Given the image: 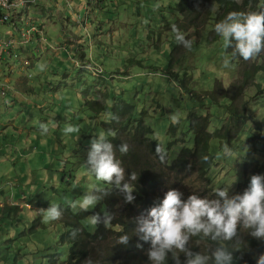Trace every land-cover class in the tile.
<instances>
[{"label":"rangeland","instance_id":"374dc122","mask_svg":"<svg viewBox=\"0 0 264 264\" xmlns=\"http://www.w3.org/2000/svg\"><path fill=\"white\" fill-rule=\"evenodd\" d=\"M179 1L47 0L37 8L31 7L21 21L16 15L10 23L0 24L1 34L14 31L17 37L22 29L37 27L53 46L49 48L45 41L36 44L35 49L25 45L13 49L12 57L4 53L0 61V86L5 89V95L0 94V187L5 184L0 189L5 192L2 196L0 192V203H12L13 198L20 199L26 193L22 198L30 204L26 207L24 201H17L21 209L13 215V225L7 220L9 224L0 232V264L45 262L44 257L59 248V236L65 227L63 217L42 222L46 227L31 236L33 221L38 217L43 221L39 209H47L50 203L69 206L70 201L81 198L94 186L104 187V182L97 181L85 167L90 140L105 132L100 123L109 120L108 113L97 116L86 103V97L96 101L98 92L102 96V85L110 92L123 91L125 98L151 113L149 122L164 148L173 139L168 131L175 121L173 116L181 118L180 130L184 132L186 115L192 110L199 114L209 111L217 117L212 126L220 123L221 111L208 100H193L180 87V79L187 71V79H192L189 87L197 93L212 90L215 81L226 88L235 78L237 66L227 54L222 37L215 43L208 41L211 26L201 34L193 29L180 31L191 41L190 49L177 43L171 28L180 17L176 11ZM64 45L70 48L71 55L80 49L75 61L63 56V51L67 52ZM261 53L264 55V51ZM226 55L230 59L227 68L223 66ZM41 64L45 65L43 71ZM252 105L255 106L250 104L248 112L258 119L264 117V102L261 100L255 109ZM41 123L49 129L43 136ZM66 124L78 126L79 132L65 135ZM250 129L251 122L228 144L234 153L230 157L223 154L217 140L210 142V152L217 163L202 179L193 173L184 177L175 188L183 193L182 200L193 194L215 199L216 189H229V195L235 190L243 179L242 161L254 158L261 162L263 158L256 149L245 154L238 146L248 138ZM185 139L184 145L190 147L192 136L188 133ZM182 146L178 142L173 146L171 161ZM255 146L260 149L261 145ZM250 147L248 142L244 150ZM244 155L247 156L241 160ZM79 210L77 207L73 212ZM82 224L90 233L96 229L88 219ZM9 239L16 242L4 246ZM67 251V246L62 248V261ZM5 255L8 259L4 261Z\"/></svg>","mask_w":264,"mask_h":264},{"label":"trees","instance_id":"16d2710c","mask_svg":"<svg viewBox=\"0 0 264 264\" xmlns=\"http://www.w3.org/2000/svg\"><path fill=\"white\" fill-rule=\"evenodd\" d=\"M38 5L34 7L41 6ZM29 9L18 15L20 21ZM176 11L180 15L176 22V27L180 31L193 29L196 33L201 34L203 30L211 26L208 41L215 43L221 38L214 31L217 22L223 20L228 13L233 11H264V0H242L241 2L237 0H180L176 5ZM21 32L17 37L13 31L14 37L20 39ZM35 42L38 46L41 44L39 35H33L32 40L25 45H31ZM25 45H19L13 49ZM45 45H49V48L52 46L48 42L46 43V39ZM62 45L56 49H60ZM13 49L10 50V57H12ZM78 51V53L74 52L73 55L69 53L66 57L75 61L74 57L81 54L80 49ZM231 51V48H227V54L230 57ZM59 53H61L60 50ZM82 53L85 54L84 51ZM232 60L237 66L236 76L226 88L221 82L215 81L212 90L197 93L189 87L192 79H187V71L181 79L180 73H175L176 78L180 79V87L185 88L193 100H208L211 106L221 111L222 117L219 124L212 126L213 119H217L214 114L209 111H206L205 114L190 111L186 115L187 131L180 130L181 118L171 122L168 131L173 139L167 143L165 148L155 137V129L149 122L151 113L145 107H140L125 98L122 95L123 91L119 93L110 92L111 90L105 89L102 85L100 87L102 96L98 92L99 96L96 101L86 97L87 105L97 116L112 113L119 117L118 121L109 118L108 121L100 124L106 132V139L117 148L116 158L125 169V179L127 180L132 172L137 174V180L131 181L134 187L132 194L135 199L132 203H126L123 193L104 182V187L101 189L110 191V194L98 201L93 210H79L74 213L70 206L60 204L65 231L59 236V248L49 252L44 257L45 262L43 259L42 264H150L146 255L150 243L140 241L135 235L134 218L145 209L150 208L154 202L162 200L168 190L175 189L190 173L195 174L198 179H202L217 163L210 152V142L217 140L220 147L231 144L244 131L249 122H251V129L248 138H243L238 146L245 151V154L247 152L252 154L256 149L263 158L261 162L250 158L243 160L240 164L242 158L247 155L241 156V160L238 162L243 165V179L236 184L235 190L229 196L242 195L248 188L252 175L264 176V117L258 119L256 114L248 112V108L251 107L250 104H255V106L252 105L255 109L261 100L264 102V55L260 53L248 61L239 56L232 58ZM3 91L5 92V89ZM250 92L251 94H249ZM218 125L220 126L218 127ZM109 130L113 135H107ZM188 133L192 136L190 147L184 145ZM177 142L183 146L176 158L171 161L170 151ZM248 142H251V147L246 151L244 148L247 147ZM122 143L129 145V151L126 155H121L118 151V146ZM256 144L261 145L260 149L255 146ZM157 145L164 149L165 158L163 161L156 154ZM204 157H207V160H204ZM0 192L1 196L5 193L2 190ZM23 195L22 197H26V193ZM22 197L15 200L13 198L12 203L6 201L0 203L2 204L0 206V222L2 223L0 224V232L9 224L6 222L7 220L13 225V215L16 216L21 209L17 205V201H24L25 206L29 207L30 204ZM103 211L112 214V221L107 225L98 224L93 233L88 232L82 222L94 213L103 215ZM45 227L41 217L36 218L30 228V235H36ZM73 229H80L75 238L70 235ZM123 235L129 237L127 244L119 243V238ZM238 236L245 243L241 245L240 251L234 252V264H256L254 257L259 253H264V242L252 238L239 227ZM15 242L14 239H9L3 245L7 247ZM137 244H141L142 247L138 248ZM66 246L68 247L67 256L62 261L60 253L62 248ZM189 246L194 252L208 254L209 248L215 247L217 244L208 238L197 236L191 238ZM229 247H231L230 243ZM6 259H8L7 255L2 257V260L5 261ZM180 259L181 261L185 259L183 254H180ZM165 264H174L171 253L168 254Z\"/></svg>","mask_w":264,"mask_h":264},{"label":"clouds","instance_id":"9594fccd","mask_svg":"<svg viewBox=\"0 0 264 264\" xmlns=\"http://www.w3.org/2000/svg\"><path fill=\"white\" fill-rule=\"evenodd\" d=\"M175 40L186 49L191 48V41L187 40L180 30L173 25L171 28ZM215 33L222 37L224 47L231 48V57L239 56L248 61L264 51V11L259 12H230L214 26ZM230 59L226 55L223 66L227 68ZM43 71L45 65H39ZM111 120L119 117L107 114ZM172 119L178 121L177 116ZM41 135L48 133V125H39ZM79 127L66 124L65 135L79 132ZM107 135H113L111 130ZM85 167L89 174L97 181L106 182L124 194L126 203H132L134 187L131 181L137 180V174L132 172L125 179V169L116 158V146L106 139L105 132L94 135L90 140ZM121 155H126L129 145L122 143L118 146ZM156 154L164 160V149L156 146ZM223 154L232 156V149L225 144ZM207 160V157L203 158ZM110 191L94 186L81 198L70 201L73 209L79 207L88 211L98 201L103 200ZM183 193L170 189L164 198L142 211L134 218V233L140 241L150 243L146 255L150 264H165L168 254L174 264H234V252L241 250L244 240L238 236V227L254 239L264 242V176L252 175L250 184L243 194L229 196V189H216L215 199L201 198L193 194L186 201L182 200ZM44 223L59 220L63 212L58 204L50 203L47 209H39ZM88 221L92 225L109 224L113 216L105 211L103 215L94 213ZM80 229H73L70 233L75 238ZM202 236L216 242L217 246L210 247L208 254L194 252L190 245L192 237ZM129 237L123 235L119 243L127 244ZM229 242L231 247H229ZM137 247H142L137 244ZM180 254L185 259L181 261ZM256 264H264V253L256 257Z\"/></svg>","mask_w":264,"mask_h":264},{"label":"built area","instance_id":"2783aa9c","mask_svg":"<svg viewBox=\"0 0 264 264\" xmlns=\"http://www.w3.org/2000/svg\"><path fill=\"white\" fill-rule=\"evenodd\" d=\"M45 0H0V24L6 25L12 21L16 15L23 13L32 6H36ZM33 35H39L40 40L43 42L45 38L42 37V30L37 27H32L30 30H22L20 39H16L13 32H7L6 34L0 33V58L4 53L10 55V50L16 48L19 45L28 44ZM1 90V89H0ZM4 95L5 92L2 90Z\"/></svg>","mask_w":264,"mask_h":264},{"label":"crops","instance_id":"0c3cea01","mask_svg":"<svg viewBox=\"0 0 264 264\" xmlns=\"http://www.w3.org/2000/svg\"><path fill=\"white\" fill-rule=\"evenodd\" d=\"M45 1H47V0H45ZM39 5H41V3L39 4ZM38 5V6H39ZM67 5H69V2H67ZM16 39H18L17 37H16ZM47 42H49L48 40H46V43ZM36 43L37 42H35L34 44H31L30 46L32 47V48H34L35 49V45H36ZM41 44H42V42H41ZM65 47H63V48H65L66 49V51L67 52H69L70 53V48L67 46V45H64ZM38 49V48H37ZM36 49V50H37ZM18 50H19V48H18ZM21 52V51H20ZM67 52H65V51H63V56H67L68 55V53ZM71 54V53H70ZM2 60V58H0V61ZM60 62H62L61 60H59ZM8 87H6V90H8L7 89ZM0 89H1V91L4 89V86H0ZM9 93V92H8ZM0 94L1 95H3L1 92H0ZM6 96H9V97H14V98H17L18 96L17 95H15V94H6ZM1 161V160H0ZM9 164H10V162H9ZM10 180H8V181H6V183H8ZM5 186V184H3V186L2 187H4ZM2 187H0V189L2 188Z\"/></svg>","mask_w":264,"mask_h":264}]
</instances>
